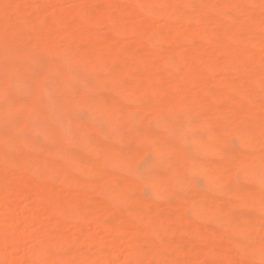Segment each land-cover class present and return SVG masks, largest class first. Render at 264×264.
Listing matches in <instances>:
<instances>
[{
  "label": "rangeland",
  "instance_id": "obj_1",
  "mask_svg": "<svg viewBox=\"0 0 264 264\" xmlns=\"http://www.w3.org/2000/svg\"><path fill=\"white\" fill-rule=\"evenodd\" d=\"M9 1L11 3H7L6 0H3L2 1L3 6H0L2 10L0 12V19L1 20L3 19V21L6 22V23H4L3 21L0 22V34H3V36L7 40H9V42L10 40L12 42L13 40L14 41L18 40L21 37H25L29 35L31 36L32 33L33 32L35 33L40 27L48 25L49 23L56 20L61 15L71 16L69 15V13H72L77 9H82L84 12L82 18L84 22V28L88 33L89 37L96 39L97 41H102V38L108 37L109 35H111V33H113L112 31L109 32L110 31L109 27L107 28L106 25L97 23V20L99 19V15L107 14L110 15V18L115 20L114 25L117 27L119 32L118 34L115 35V37H113L114 38L113 46L115 50L120 52V56L117 60L118 61L117 65L125 66L131 63L132 59L133 62L137 61L140 65L139 69L136 71L135 74H133V77L131 78L130 88H133V92L129 89V87L124 85L121 81H116V80L112 82H108V85L101 88V90L97 89L93 91L91 88V82L89 81L91 77H93V75H91V73L88 72L84 75H87V77L90 76V78L88 77L89 78L88 82H86L82 86L80 93L77 95L73 93L74 88H76V86L74 85L78 86L80 85V82L77 78L70 77L71 74L67 76L68 78L71 79L67 83L65 92L62 93L59 89H55L56 87L54 86L56 85L58 86L59 81L52 80L53 82L52 81L50 82L48 81L49 80L48 79L46 80L44 85L35 88L33 93L39 95L38 100L41 104V108L42 105L43 106L49 105V108L48 106L46 107V111L49 115H53V117H55V120L57 116H61L63 119H65L64 117H68L67 121H70L69 123H77V124L83 123L81 125H83L85 128L96 131V133L95 132L91 133V136L92 134L93 135L95 134V136H92V138L90 139L80 138L76 135H73V133H71V135L68 136L69 138L67 137V141L64 144L65 148L68 149L71 148L72 150H75L76 151L75 154H77L78 152L81 153L82 150L81 146H79V143H89L92 147L90 153L84 154L86 152H84L83 150L82 151L83 154L87 158L91 159L93 162H97L99 159L98 157H96V155L97 156H100L102 154L106 155L107 162L104 168L105 170H109L110 174L112 173L111 175L114 176L113 182L109 184L106 188V192L111 195L108 196L106 192H103L104 189L102 191L103 194L101 193L99 194V192L98 193L96 192L98 189L96 190L94 188H88L86 191L84 187V192L86 191L85 192L86 195L92 197L91 199L93 198L95 199L97 197L96 194H98V196L100 195V197L103 198L102 199L103 202L106 196L110 197L112 195L115 196L119 194V197L121 199L119 200L118 199L119 197L117 198L120 203L119 205H117L118 204L117 199H114L116 202L114 206L116 205V209L119 208V210L121 205H123L122 208H124V206L126 207L128 206L129 208L130 207L128 205L129 199H131L132 197L133 201L131 202H133V204L132 203L129 204H132L133 206V223L134 222L138 223V225L136 227L133 226V245H131L132 244L130 242L131 240L127 236V234H124L122 235L123 237L121 238V243L122 245L125 246H123L120 252L119 251L115 252L112 255L108 253L110 249H107L106 246H103L105 248L97 247L93 243L99 239L100 240L102 239L101 241L105 245V242L106 243L110 242L112 241L113 237L115 238L114 235L110 233L107 234L106 232H104L99 226H97V224H95V222L94 225L92 224L93 222L83 223L82 221L81 223H79L77 221L71 220V218H69V220L62 217L56 218L54 215L46 211H42L41 209L42 203L39 204L38 202L35 201V196L30 195L27 198L21 199L19 202L17 201L18 203L17 202L15 203L16 205H14V208H11L12 210H5L1 208L2 206H0L1 237L4 236V238H9L6 235L8 236L12 235L11 237H14V235H18V233H21V235H19V237L21 236L20 237L21 239L19 238L20 239L19 241H17L16 239L17 243L15 241H11V240H15L12 238L9 239V243L6 242L8 241V239H6V241L4 242L2 239H0V250L2 251L1 248H3V253H4V257L0 259V264H86V256H89L90 254L93 253V251L95 252V250H97L98 252L100 251L98 254L99 258L97 264H132L131 261L128 260V258L138 256L139 253H142L141 251L152 250L154 246V241L159 239L163 235L162 233L169 226V221L164 220V217L169 215V213L171 214L173 211L174 212L172 215L174 214L177 215L179 210H180L179 213L181 211L183 213L178 215L185 214V218H186L185 221L184 219H181L184 217L179 216V221H181V226H179L178 228L179 230L173 233L168 232L167 235L164 234V237L166 236L168 237V239L170 238V241L171 238L174 239L172 245H174V248L176 250L181 251V253L185 252L188 246H189V251L192 252L194 249L203 245L204 242L202 238L193 235L191 236L187 230H184L185 226L187 227L188 224H190L188 226L189 229L193 224H199V225L201 224V226L205 224L206 227L205 225L203 227H205L206 229L213 231L215 230L217 231L219 229L222 230L224 228H227V226L230 224L228 221H231L230 219L233 216L232 214H235L240 218L239 220L240 222L239 221L237 222L242 226L246 225V221L244 219V214H246L245 212H249V213L253 212V214L260 216V219L256 222V226L254 228L245 227L242 236L239 235H238L239 237L237 236L238 243L239 241L242 243L243 240L256 242L261 237H264V213L260 214V212L262 210L264 211V209L260 208L258 213L256 210L257 204L254 200H252L250 196L247 197L249 198V200L244 199L245 203H249V207H247L246 205L244 206V201H242L243 198L240 196V194H242L243 192H246L248 195H252V193L254 192L255 189L254 183L252 182L250 183V181H247L244 178H247L252 173H255V175L256 174L260 175V171L258 170V167L264 161V150L260 152L259 156H255V154L253 155V150H255V148L254 146L251 145L254 149H248V150L244 149L245 153H243L240 151L243 150V148L240 147L238 141V138L241 137L251 138L253 142L257 140L262 141L264 139V121H261L259 123L258 128H254L243 122L242 116L247 114L244 107L238 109L234 113H228L225 110L221 109L219 110L218 113L221 116L227 117L229 119L230 127L228 130H225L223 132V139L220 141L227 142V144H230V146L226 144L228 149L225 148L226 150H224L219 146H217V143L219 141L215 143L212 139L214 144L208 146L206 148L205 153H196L194 147L197 146V141L201 137H203L205 133H203V131H199L196 129L193 131L192 126H194L195 124L197 125L199 123H201L202 126H207L216 113L214 106L227 105L228 99L223 93H218L217 95L213 96L211 90H209L207 95H210L213 98V103L209 105H205V104L196 105L200 113L198 117H195L192 114L191 105L187 103V97H186V93L189 90L192 91L202 90L205 87H214L216 89L224 88L226 91H230L231 93L238 92L239 94L242 95L244 100L249 104L254 101L255 96L252 94L254 92L253 86H248V85H254L257 88L262 87L264 85V75L260 74L259 71H252L251 74L245 75L243 79L241 78V76H237L234 78H227L223 76L224 74L222 73L217 74L209 70H205L204 72L196 75L194 83L192 85L190 84V86L182 84V82H180L179 80L180 77L179 75H177L171 81L167 80L166 78L161 79L160 89L151 90L148 91V93L151 95L150 96L151 101L153 100V102L151 103L154 104H156L155 100L157 97L164 96L166 92L170 94L168 99H171V104H170L171 109H170V113H167L155 107L154 105L150 104V101H148L147 104H145L141 100V95L143 93L147 94L146 90L141 87V83L144 81L145 75H147L150 72H153L155 67L168 69V67L171 66L177 59H184L185 64L188 65L190 62L186 60V56L188 54L193 53L198 57H200L201 55L207 54L211 51V45L209 44L208 40H201L199 47L197 46L194 49L188 44L177 45L176 49L174 50L168 48L167 45L171 43L172 39L171 37L167 38V34L161 32V25L167 24L166 21L163 18H157L153 21V23H151V25L144 24L145 21L143 20V17L140 16V14H138L137 11H135L136 0H130L133 1V6L125 5L126 0H96L95 3L79 2L75 0H63V1L60 0V2L59 0L58 1L47 0L43 3H41V1L39 0H28L25 3H23L22 0H9ZM206 2L207 0H189L187 2L177 1L176 6L177 9L179 10L185 8H191V7L200 8L203 5H205ZM256 11H257L256 7L254 5H250L249 10L243 13L242 17H244V19L246 20L247 17L245 16H251ZM222 20L224 21L226 20V18L222 17ZM72 23L73 22H69L62 25L61 33L58 37H55L56 39L55 41H52L53 40L52 38H49L52 40H47L44 42L42 41L41 44L39 43L38 40L37 43H35L36 42L35 41L34 43L31 44H28L26 41L25 43H23L20 51L18 52L12 51L9 54L7 53L8 56H6L2 64L15 69L16 65H18L19 63L20 64L23 63L22 64L23 70L15 69L14 73L12 74L15 75L18 81L20 80L21 77L22 78L24 77L26 71L28 72V69L30 70L29 72H32L34 71V69H38V68L39 69L43 68L46 70V65L48 67V59H49V58L47 59V56L48 55L49 57L52 56V53L55 56L57 55L58 56L57 58L60 59L62 54L64 61H61L60 64H64V65L68 64L69 62L66 61L65 60L66 58L64 57L65 52H70L69 54L70 56L71 55L76 56L74 54L75 50L77 46L80 45L79 39L78 40L73 38L71 39V37L69 36V32L72 29ZM5 24L6 26L4 27L3 25ZM170 24L173 26V28H171V31L176 36H179L186 32H190L191 28L195 29L196 33L198 32L202 34L206 33L208 35L217 33V30L206 29L204 27V24L199 23L198 25V23L196 24V22L195 24H193V23H184L176 20V21H172ZM259 26L262 30H264V14L261 18ZM127 29L128 30L132 29L133 32L129 33L130 31H128ZM141 30L144 31L146 35L149 36V38L153 37L154 42L152 49L150 50L148 55L147 56L141 55L136 60L134 57L132 58L130 54L136 52L137 48H139V45L145 40L144 36L139 33V32L143 33ZM134 31L138 33H135ZM35 35L36 33L32 35L31 39H33ZM12 43L16 44L14 42ZM232 45H234L233 49L236 52L246 57L250 55L254 59L260 62H264L263 50L256 49L247 44L239 43L236 37L233 38ZM103 50L99 51L97 50L96 47H91L89 51H87V53L81 58L82 65L84 64V66H86L88 70L89 67L92 66L93 59L95 57L99 58L101 64L102 63L104 64L103 61L105 60L110 61L111 59L107 60V58H110L112 55L110 57L105 58L108 52H105ZM104 53H106V55ZM124 53L128 55L125 56ZM106 61L104 66L106 65ZM46 62L47 64H45ZM173 66L174 65H172V67ZM16 68L18 67L16 66ZM94 74L98 75L99 77H101L100 75H102L101 73H97V72H95ZM12 75L3 72L0 66V80L2 81L3 78L4 79L10 78L13 85L12 90L15 91L16 81L14 82L15 77H13ZM241 79H242V83H241ZM219 81H221V84H218ZM223 81H231V82L226 83ZM72 83L74 85H72ZM167 88H169L170 90H167ZM61 96H63L64 98L68 99L71 102L70 107L60 106L59 108V105L56 103L59 101L58 99H60L59 97ZM108 96L116 100H119L121 105L119 106L109 105L107 102ZM154 97H156L155 100ZM0 101H2L0 102V106H1L0 113H2L1 108L2 110L3 108L6 109L5 107L8 105L10 101H12V96H8L4 100H0ZM24 102L25 103L22 104L23 109H25L24 112L26 110L29 111V109L32 108V102L30 100H25ZM56 105L58 109L55 107ZM178 108H180V110H178ZM250 108L254 113V115L256 116L262 115L264 111V107L262 105L254 104V106H251ZM47 109L51 111H48ZM128 111L133 112L135 116V120L132 123L129 122V124L128 123L125 124V126L127 127H125L126 133L124 136L125 138L128 136L127 133L129 132H127V130L128 131L131 130L129 133L130 136H132V133H134L133 134V136L135 137V139L133 138V143H134L133 147H135L133 149L134 155L124 157L123 155H119L117 153L103 152L106 149V147H108L109 144L112 142L111 138H109L110 137L109 127L111 126L116 128L118 126L119 127L123 126L121 121L125 117L124 115L126 114V112ZM69 114L72 116L70 117ZM175 114H178V116L176 117L177 119L172 122L170 127L167 128L161 124V121H163L164 119L169 120V115H175ZM27 118L28 117H25V119ZM70 118L71 120H68ZM34 120L36 121L33 120L31 122L28 121L30 122L28 123L30 129L27 128L26 129L27 132L25 133L26 136H28L29 142L30 141L35 142L33 145L37 144L38 147V145L40 146L41 144L40 150L36 151L37 150L36 148L35 152L33 153L36 156L42 157L47 153L46 150L42 149V147L43 146L49 147L48 146L49 141L45 136H42V133H39L40 132L39 128L41 127L40 125L41 123L43 124L42 121L43 119L41 117H38L35 118ZM77 120L79 121L77 122ZM17 124H15V121L11 123L0 121V126L3 127L7 126L6 128H8V126L16 128L17 126H19V124L18 125ZM57 124L59 123H56L55 125ZM20 127L21 126H19L16 129H19ZM31 127L34 128V131H32L33 129ZM239 128L241 134H239ZM16 129H13L14 131H12V133H14ZM101 130L105 132V134L104 136L99 137L98 134L99 131L100 134L102 133ZM15 134L17 136H14ZM18 134H19L18 132L12 134L14 137V139L12 138V140L14 141H11V138L9 139L11 142L9 140L8 141L10 143L13 142L15 144V141L16 140L18 141V136L19 138L22 136L21 134H20L21 136ZM177 136L182 137L185 141V142L180 141L179 143L181 149H183L182 150L183 159L181 160L180 164H178V167H181L182 170L185 169L186 171L185 174L187 175L185 176L186 180L184 179V181L185 182H188L189 180L191 181L186 183V185L184 184L183 186H181L180 189L178 187H174L172 189L173 192L171 191L172 193L171 192L168 193V194L171 193L170 195H165L164 198L160 199L157 202L155 201L156 203H153L154 201H152L151 194L153 191L158 190L161 187L160 184L161 180H160V176L155 173L153 174V171H151L149 167L151 166L158 167L159 165L162 166L163 162L165 163L167 162L168 164H170L172 161V160H167L170 155H161L160 157L156 158L153 151H155L156 148L160 146L161 141L163 139L166 138L167 140H171V139L175 140L176 139L175 137ZM115 139L116 138H114V140ZM88 140L90 141L86 142ZM126 140L128 139L126 138ZM0 141H2L1 144H3L4 143L3 141L5 140L0 139ZM189 141H191L190 144ZM71 143H73V145ZM119 143L122 146L121 148L123 152L129 151L127 150L129 149L128 147L129 145L124 139L123 140L120 139ZM12 144L10 145V147L12 146ZM94 145L95 147H93ZM6 146L7 147L9 146L8 142ZM10 147H8L7 149H9ZM47 147L44 149H47ZM73 147H75V149H73ZM123 148L126 149V151ZM138 148L140 149V151L138 150ZM135 149H137L139 153H136L137 151ZM219 149L222 150V153H224L228 157V163L226 169L221 170L218 167H213V168L205 169L204 171L205 174H201V175L197 174L195 171H192V169L189 170L188 172L186 168L187 167L186 162L190 158L193 157V159L195 158V160L196 158L198 159L204 158L203 161L209 158L210 160L213 159L214 162H217L219 160L218 157L220 156ZM0 151L2 152L1 147H0ZM7 152L8 154L15 156V158L21 156V154L19 155L18 151L16 152L14 150L11 151L8 150ZM3 155L4 154H1V156ZM36 156L35 159L38 158ZM6 157L4 155V158L3 157L1 158L2 161H5ZM1 159H0V164L2 166L4 162L2 164ZM71 159L72 160L68 161L67 169L70 168L74 169V167L77 168L76 166H81V164H83L82 159L80 157H77L75 159H73L72 157ZM198 159L196 160V162L197 161L201 162V160ZM19 160L20 159L18 158L17 161ZM55 160L58 159L55 157ZM35 161H32V163L37 164V162ZM108 161L110 163H113L115 161L116 162L114 163L115 164L114 166H110L108 165ZM193 161H188V162H193ZM32 163L31 165H33ZM31 165L30 167L32 168L30 169L33 171L36 167H34L33 169V166ZM2 167H0L1 170L3 169ZM46 169L47 168H45L43 173H45V171L47 172ZM30 171L26 172L23 175H26L27 178L29 176L31 179L33 177H34L33 179H35L36 174L38 176L37 178L43 175L45 177L48 175L53 177L54 175L53 172H55L53 168L48 169L49 174L47 172V174L41 173L42 175H40L38 171H37L38 173L35 172L33 173L34 174L33 175L32 171L31 172ZM40 171L42 172L41 169ZM70 171H68L67 175H69ZM166 171H167V175H171L172 178L173 176H177V173L175 172V168L170 169L169 167L168 169H166ZM10 173L11 174L8 173L9 174L8 178L11 179L16 178L18 175L16 172H10ZM74 173H75L74 175H77L78 177L79 172L78 173L74 172ZM44 176L43 178H45ZM204 177L208 179H214L218 177V180H211L207 184ZM88 179L89 182L92 181L91 178ZM187 179L189 180L187 181ZM67 180L69 179H66V181ZM89 182L88 184H90ZM225 182L228 183L223 184ZM131 187L133 188V191H131L132 194L130 195V192L128 193L127 191ZM70 188H68L69 190L67 189L65 190L63 188L64 190L61 189L58 193L64 197H69L71 193H74L76 191L75 189H73L74 187L71 189ZM96 188L98 187L96 186ZM243 189L245 190L241 192V190ZM123 191L125 192V196L122 194ZM138 194L139 196L141 195V197H139ZM261 194L264 196V190H261ZM0 196L2 197L3 194L1 193ZM136 196L140 199L144 197L143 199L145 200L144 203L145 206L150 210V212L153 213L152 215H149V217L146 220H144V222H142L141 219H138L137 211H138V205L140 207V204L139 203L136 204V202L139 201V199ZM1 197H0V204L4 202L3 201L4 197H2L3 199ZM172 198L173 200H175L174 198L177 199L176 201L178 205H176V202L173 201ZM214 201H216L215 205H217L219 209H221V211H219L218 215H216L214 218L213 216L212 218L211 217L209 218L208 215L205 216L206 218L203 217L204 214H206L207 212L209 214L212 213L207 209L209 207L214 206ZM169 202L171 203V205ZM101 203L102 202H100V204ZM98 204L99 203L97 202V205ZM261 204L264 206V201L261 202ZM172 205L173 207L174 205H176L175 208L176 207L178 208L172 209ZM114 206L113 209H115ZM15 207L17 208L15 209ZM101 209L100 210L103 211V208ZM195 209H198V211L203 210V212L200 211L201 213L199 214L200 216L195 214L194 212ZM129 210L131 211V209ZM176 210L177 212H175ZM113 211H115L114 213L116 214V210ZM131 214L132 213H130V215ZM30 218L35 221L30 225H28L27 222H29L28 220H31ZM223 221H226L229 224L225 226V222L223 223ZM233 221L234 220H232V222ZM62 225L63 227L65 226L63 228L64 230L61 228ZM57 228L63 230L61 235H56L52 232V231L55 232ZM6 230L7 232L6 234H4L3 232ZM8 232L11 234H9ZM45 232L47 234L48 233L50 234L53 233V234L51 235V239L49 240L47 247L43 249L44 254L41 256V259L35 260V258H32L31 256L33 254V251L39 245L38 240L45 237ZM216 241L217 239L215 240V242ZM254 245L258 246V244H254ZM92 246L95 248H93ZM166 250L167 249H165V251ZM163 251L164 250L159 251L160 256H162L160 253L162 252L163 254ZM173 251L174 250L171 249L172 254L175 253ZM108 254L112 255L111 257L112 259ZM168 254H164V255L167 256ZM233 255L235 256H232L229 260L238 261L237 264H263V263H258L256 261H250V260L247 261L248 259L246 260L245 257L241 254V252H239L238 247H235ZM204 256L199 255L200 257L199 258L197 255H194L191 256V258L194 259L196 262L201 261L202 263L205 262L207 264L208 262L206 261H209V257L206 255ZM181 257L185 259V264H197L195 262H191V260H187L189 256L186 254L182 255ZM178 260H180V258Z\"/></svg>",
  "mask_w": 264,
  "mask_h": 264
},
{
  "label": "bare ground",
  "instance_id": "obj_2",
  "mask_svg": "<svg viewBox=\"0 0 264 264\" xmlns=\"http://www.w3.org/2000/svg\"><path fill=\"white\" fill-rule=\"evenodd\" d=\"M2 1L3 0H0V6H3ZM27 1L28 0H22L23 3ZM39 1L43 3L47 0H39ZM75 1L95 3L96 0H75ZM177 1L187 2L189 0H136L135 1V11H137L138 14H140V16L143 17V20L145 21L144 24L151 25V23H153V21L157 18H163L166 21L167 24L161 25V32H164L165 34H167V38L171 37L172 39L171 43L167 45L168 48L174 50L176 49L177 45L188 44L194 49L197 46L199 47L201 40H208L209 44L211 45V51L207 54L201 55L200 57H198L197 55L193 53L188 54L186 56V60L190 61L188 65L185 64L184 59H177L172 64L174 65L173 67L172 65L169 66L168 69L155 67L153 72H150L147 75H145L144 81L141 83V87L144 88L147 92V94L143 93L141 95V100L145 104H147V102L150 101V104L154 105L155 107L167 113H170L171 99H168L170 94L166 92L165 95L162 97L160 96L157 98L154 97V100L156 98L155 100L156 104H154V103H151L153 102V100L151 101V98H150L151 95L148 93V91L160 89L161 79L166 78L167 80L171 81L177 75L180 76L179 77L180 82L188 86L194 83V80L197 74H200L204 72L205 70H209L217 74L222 73L224 74L223 76L227 78H234L237 76H241V78L243 79L245 75L251 74L252 71H259L260 74L264 75V62H260L254 59L250 55L246 57L236 52L233 49L234 45H232V40L233 38L236 37L239 43L247 44L256 49H260L264 51V30H262L259 26L261 18L264 14V0H250V1H247V0H207L205 5H203L200 8L191 7V8H185L182 10L177 9V6H176ZM6 2L11 3L9 0H6ZM125 5L133 6V1L126 0ZM250 5H254L257 11L251 16H245L247 17L245 20L244 17H242V14L249 10ZM1 11L2 10L0 8V12ZM83 13L84 12L82 9H77L73 11L72 13H69V15L71 16L61 15L56 20L49 23L48 25L40 27L39 28L40 30L38 29L39 31L37 30L38 32L37 31L35 32L36 35L33 37V39L31 38H32V35L35 34L34 32L32 33L31 36L29 35V36L21 37L20 39L15 40V41L13 40L12 42L16 44H13L11 40L9 42V40H7L3 36V34H0V56H1L0 66L3 72L10 74V75L14 73L15 69L23 70V66H22L23 63L21 64L19 63L20 65L19 64L16 65L18 68H16L15 66V69H14V68H10L8 66L3 65L2 62L6 58V56H8L7 53L9 54L12 51L14 52L20 51L23 43H25L26 41L28 44L34 43L35 41H36L35 43L39 41V43L41 44L42 41L44 42V41L52 40V39H53L52 41H55L56 40L55 37H58L61 33L62 25L69 23V22H73L72 29L69 32V36L71 37V39L72 38L77 39V40L79 39V42H80V45L77 46L75 53H74L76 56L74 55L70 56L69 55L70 52H65V55H64V57L66 58L65 60L69 62L66 65L60 64L61 61H64L62 54H61V59H60V58H57L58 57L57 55L55 56L52 53V56L50 57L49 55L47 56V59L48 58L49 59H48V67L46 65V70L43 68L42 69L38 68V69H34V71L32 72H29L30 70L28 69V72L26 71L24 77L23 78L21 77L22 79L20 78L19 81L17 80L15 75H12L13 77H15L14 82L16 81L15 91L12 90L13 85H12V81L10 78L9 79L3 78L4 80L3 79L2 81L0 80V100H4L8 96H12V101L8 103V105L5 107L6 109L3 108L2 110L1 108L2 113H0V121L10 122V123L15 121V124L18 123L19 126H21L19 129H16L19 126L17 127L15 126L16 128L11 127V126H8V128H6L7 126L6 127L0 126V131H1L0 139L5 140L3 141L4 145L1 144L2 141H0V145H1L0 147L3 153L1 151L0 152L1 154H4L5 157L7 156L5 158V161H2L1 158L2 157L4 158V155L1 156L0 154L1 156L0 159L2 161V164L4 162V164L2 165L3 167L0 164V167L3 168L2 170L0 168V173L2 172L0 174V191L3 194L2 197H4L3 199L0 196L4 201V202L2 201L3 203L0 204V206H2L1 208L5 210H12L11 208H14V205H16L15 203L17 201L19 202L23 198H27L30 195H34L35 201L38 202L39 204L42 203L41 204L42 211H46L54 215L56 218L62 217L67 220L71 218V220L77 221L79 223L83 221V223L93 222L92 224H94L95 222V224H97V226H99L104 232H106L107 234L110 233L114 235L115 238L113 237L112 241L107 242L108 244L104 241L105 242V245H104V243L101 241L102 239L101 240L99 239L100 241L94 240L95 242L93 243L97 247L106 246L107 249H110L108 253L113 255L115 252H118V251L120 252L123 246H125V245H122L121 243V238L123 237L122 235L127 234V236L131 240L130 241L132 243L131 245H133V226L136 227L138 225V223H135V222L133 223V206H132L133 202H131L133 201V198L132 197L131 199L128 198L129 203H132V204L128 203V205L130 206L129 208L128 206L127 207L124 206L125 208L124 209L122 208L123 205H121L120 210L118 207H117L118 209H116V205L114 206V204H116L114 199H117L119 197V194L115 195L116 197L114 195H112L113 197L112 196L108 197L111 194L106 192L107 186L111 184L114 180V176L111 175L112 173L110 174L109 170H105L104 168L107 162L106 155L105 154H102L100 156L96 155V157H98L99 159L97 158L98 161L93 162L91 159L87 158L84 155V154L90 153V150L92 147L89 143H79V146H81V149L84 152H86L84 154L82 150H81V153L78 152L77 154H75L76 152L75 150H72L71 148L70 149L65 148L64 146V144L67 141V137L71 135V133H73V135H76L80 138L90 139L92 138V136H95V134L94 135L92 134L91 136V133L93 132L96 133V131L85 128L83 125H81L83 123H80V124L69 123L70 121H67L68 117H64L65 119H63L61 116H57L55 120V117H53V115H49L46 111V107L48 106L49 108V105H46V106L42 105V108H41V104L38 100L39 95L33 93L35 88L44 85L46 80L48 79H49L48 81L50 82L52 80L59 81L58 86L55 84L56 86L54 87H56L55 89H59L63 93L66 90L68 81L71 79V78H68L67 76L71 74L70 77L77 78L80 82V85L78 86L72 83V85L76 86V88H74L73 93L77 95L80 93L82 86L86 82H88V79L90 78V76H88L89 77L88 78L87 75H84L88 72L91 73V75H93V77H91V79L89 80L91 82V88L93 91L97 89L101 90V88L108 85V82H112L116 80V81H121L124 85L129 87V89L133 92V88H130L131 78L133 77V74H135L136 71L139 69L140 65L137 61L133 62V59L131 63L125 66L117 65L118 63L117 60L120 56V52L115 50L113 46V43H114L113 37H115V35L118 34L119 32L117 27L114 25L115 20L110 18V15H107V14L99 15V19L97 20V23L106 25L107 28L109 27V30H110L109 32L112 31L113 33H111V35H109L108 37L102 38V41H97L96 39L90 38L88 33L86 32L84 28L83 18H82V15H84ZM222 17L226 18V20L223 21ZM176 20L180 22H184V23L195 24L196 22V24L198 23V25L199 23L204 24V27L206 29L217 30V33L212 34V35H208L206 33L202 34L199 32L196 33L195 29L191 28L190 32H186L184 34L176 36L172 33L171 28H173V26L170 24L172 21H176ZM1 21H3V19L2 20L0 19V22ZM3 22L6 23L5 21ZM3 26L5 27L6 24ZM128 31H130L129 33L133 32L132 29ZM134 32L138 33L136 31ZM142 32L143 33L141 32L139 33L144 36L145 40L139 45V48H137L136 52L130 54V56L132 58L134 57L136 60L141 55L147 56L150 50L152 49L153 42H154L153 37L149 38V36L146 35L144 31ZM49 38H52V39H49ZM91 47H96L97 50L99 51L105 49L103 51L108 52L107 55L106 53H104L106 55L105 58L110 57L112 55L110 58H107V60L111 59L110 60L111 63L109 60H108L109 62L105 60L106 61V65H105L106 67H105L104 66L105 61H103L104 64L102 63L103 64L102 65L99 58L95 57L93 59L92 66H90L91 68L89 67V69L87 70L86 66H84V64L82 65L81 58L87 53V51H89ZM124 54L125 56L128 55L126 53ZM68 55L70 58L68 57ZM198 60H200L203 63H201ZM45 61H46V58H45ZM45 64H47V62ZM95 72L101 73L102 74L100 75L101 77H99L98 75H95L94 74ZM105 72H106L107 77L105 75ZM242 79H241V83H242ZM223 82L230 83L231 81H223ZM218 84H221V81H219ZM248 86H253L254 92L252 94L255 96L254 101L249 104L244 100L242 95L239 94L238 92L231 93L230 91H226L224 88L216 89L214 87H205L202 90H195V91L189 90L186 93L187 103L191 105L192 114L195 117H198L200 113L196 105H200V104L209 105L213 103V98L210 95H207L209 90H211V93L213 96L217 95L218 93H223L228 99L227 105H222V106L215 105L214 106L216 113L207 126H202L201 123L197 125L195 124L194 126H192L193 131L196 129L199 131H203V133H205V135L197 141V146L194 147L195 148L194 150L196 153H205L206 148L214 144L213 141L215 143L219 141L217 143V146H219L220 148L224 150H226L225 148H227V145L230 146V144H227V142L220 141L223 139V132L225 130H228L230 127L229 119L227 117L221 116L218 113L219 110L221 109L225 110L228 113H234L238 109L244 107L247 114L242 116L243 122L254 128H258L259 123L261 121H264V111L262 115L256 116L254 115V113L252 112L250 108L251 106H254V104L262 105L264 107V85L260 88H257L254 85H248ZM167 90H170V89L167 88ZM59 98H60L58 99L59 101L57 100L58 102L57 103L55 102L56 104L59 105V108L60 106L62 107L71 106L70 104L71 102L68 99L64 98L63 96ZM25 100H30L32 102V108H30L29 111L26 110L25 111L26 113L24 112L25 109H23V105H22L25 103L24 102ZM107 102L109 105H112V106L121 105L119 100H116L110 96H108ZM55 107L57 108V105ZM178 110H180V108H178ZM48 111H51V110H48ZM71 116L72 115H70V117ZM124 116L125 117L121 121L123 126H120V127L118 126L116 128L111 127V126L109 127V130H110L109 138H111L112 142L109 144L108 147H106V149L103 152L117 153L119 155H123L124 157L134 155L133 153L134 151L133 149L135 148L133 147V144H134L133 138L135 139V137L133 136L134 133H132V136H130L129 133L131 130L130 131L127 130V132H129L127 133L128 136L126 137L128 140H126L124 135L126 133L125 127H127L125 126V124L127 123L129 124V122L132 123L135 120V116L132 111L126 112ZM177 116L178 114L169 115V120L164 119L163 121H161V124L168 128L170 127L172 122L177 119L176 118ZM25 117H28V118L25 119ZM38 117H41L43 119L42 120L43 124L41 123L40 125L41 127L39 128L40 130L38 129L40 131L39 133H42V136H45L50 144V145L48 144L49 147L47 146L42 147V149L46 150L47 152L46 155L42 157L36 156L33 153L35 152L36 148H37L36 151L40 150L41 144L40 146L38 145L39 147L38 149L37 144L33 145L35 142L33 141H30L32 143L29 142L28 136H26V133H25L27 132L26 131L27 128L30 129L29 128L30 126H28V123H30L32 120L36 121L34 119ZM68 120H71V118ZM78 121L79 120H77V122ZM56 123H59V124L55 125ZM13 129H16L14 133L18 132L19 133L18 135L20 134L22 135V136L20 135L21 136L20 138L18 136V141L16 140L17 143L16 141H15V144L12 142L14 145L10 143L11 141H14L12 140V138L14 139L12 135L14 134L12 133V131H14ZM32 129H33L32 131H34V128ZM101 132L102 133L100 134V131H99V134H98L99 137L104 136L105 134V132H103L102 130ZM239 134H241L240 128H239ZM14 136H17V135L15 134ZM10 138H11V141L9 140ZM114 138L116 139L114 140ZM175 138H176L175 140L174 139L167 140L166 138L163 139L161 141L160 146L156 148L155 151H153L156 158L160 157L161 155H170L167 160H172L170 164H168L167 162L166 163L163 162L162 166L159 165L158 167L157 166L149 167L150 170L153 171V174L155 173L160 176V180H161L160 182L161 187L158 190L153 191L151 194L152 201H154L153 203H156L160 199L164 198L165 195H170L173 192L172 189L174 187H178L180 189L181 186H183L184 184L186 185V183L191 181L189 179H187V181L189 180L188 182L184 181V179L186 180L185 178V176L187 175L185 174L186 171L185 169L182 170L181 167H178V164H180L181 160L183 159V152H182L183 149H181L179 143L180 141H183V142L185 141L180 136H177ZM120 139L122 140L124 139L127 142V144L129 145L128 146L129 149L127 150L129 151L127 152L122 151V148H121L122 146L119 143ZM6 141L9 143L8 147H10V145L12 144V146L9 149H7L8 147L6 146L7 145ZM89 141L90 140L86 142H89ZM238 141H239L240 147L243 148V150H240V151L243 153H245L244 152L245 150L255 148V150H253V155L255 154V156H259L260 152L264 150V139L262 141L257 140L253 142L251 138L241 137V138H238ZM190 143L191 141H189V144ZM71 144L73 145V143ZM251 145L254 146V148ZM46 147L47 149H44ZM75 147H73V149H75ZM93 147H95V145ZM8 150L9 151L14 150L16 152L18 151L19 155L21 154V156H18L20 160L17 161L18 160L17 157L15 158V156L8 154L7 152ZM124 150L126 151V149ZM135 150L137 151L136 153H139L138 150L140 151L139 148L138 150L137 149ZM219 152H220V156L218 157L219 160L217 162H214L212 158H211L212 160L208 158L205 161H203L204 158L203 159L199 158L201 162L200 161L196 162L198 158H196V160L195 158L193 159V157L190 158L191 160L189 159L188 161H193V160L194 161L186 162V165H187L186 168L188 172L189 170L192 169V171H195L197 174L201 175V174H205L204 172L205 169H209L213 167H218L221 170L226 169L227 163H228V157L224 153H222V150L219 149ZM44 154H45V151H44ZM35 156L38 157L39 159L36 158L38 159L36 160ZM55 157L58 160H55ZM72 157L73 159L80 157L82 159L83 164H81V166H76L77 168L74 167V169H71L70 167H69L70 169H67L68 161L72 160L71 159ZM32 161L37 162V164L32 163ZM30 162L33 165H31ZM115 162L110 163L108 161V165L114 166ZM30 165L33 166V169L34 167L36 168L32 171L30 169L32 168L30 167ZM169 167L170 169L175 168V172L177 173V176H173L172 178L171 175H167L166 169H168ZM45 168H47L46 169L47 172H48V169L53 168V170L55 171L53 172L54 174L53 177L49 175L45 177L43 175L46 179L43 178V176H39V178H37L38 176L36 174L35 179H33L34 177L31 179L29 176L27 178L26 175H23L30 170L32 171V174L35 172L36 173L39 172V174L42 175L41 173L44 172ZM40 169L42 170V172L40 171ZM258 170L260 171V175L259 174L255 175V173H252L247 178H244L245 180L250 181V183L251 182L254 183L255 189L252 195H248L246 192H243L245 190L243 189L241 190V192L243 193L240 194V196L243 198L242 201H244V199L249 200V198L247 197L250 196L252 200L256 202L257 204L256 210L259 213L260 208L264 209L263 208L264 206L261 204V202L264 201V196L261 194V190H264V176H263L264 161L259 165ZM68 171L71 172V173L69 172V175H67ZM10 172H16L18 174L17 177L14 179L8 178V175L11 174ZM47 172L45 171V173L43 174H47ZM74 172H77V173L79 172L78 174L80 175V177L79 175L78 177L77 175H74L75 174ZM88 178H91L92 181L89 182ZM66 179H69L70 181L69 180L66 181ZM204 179L206 183L208 184L211 180H218V177L214 179H208L204 177ZM88 182L90 184H88ZM226 183L228 182H225L223 184H226ZM190 185H191V182H190ZM96 186L98 188H96ZM70 187L71 188L74 187L73 189H75L76 191L74 193H71L69 197H64L58 193L61 189L64 188L65 190L66 189L69 190L68 188ZM84 187L86 191L88 188H94L96 190L98 189L99 191L97 190L96 192L97 193L99 192V194L100 193L103 194L102 191L104 189L103 192H106L108 194V196H106V198L107 197L108 198L107 199L105 198L103 202L102 200L103 198H101L100 195L98 196V194H96L97 197L96 196L95 197L98 199L93 198L94 199L93 200L91 199L92 197H89V195H86L85 193L86 191L84 192ZM130 189L127 192L128 193L130 192V195H131L132 194L131 191H133V188L131 187ZM124 191L122 194L125 196L126 191L125 192ZM169 192L171 193L168 194ZM139 197H141V195ZM89 198H90V201H89ZM143 198L142 199L138 198L139 201L136 202V204L138 203L140 204V207L138 205L137 214H138V219H141L142 222H144V220H146L149 217V215L153 214L145 206L144 204L145 200ZM118 199L121 200L120 197ZM118 199H117V203H118L117 205L120 204ZM174 199L175 200H173L172 198V200L176 202V205H178L176 201L177 199L176 198ZM97 202L99 203L98 205H97ZM100 202L102 203L100 204ZM215 202L216 201H214L213 207H209L210 209L209 208L207 209L208 211L212 213L209 214L207 212L208 214L207 213L204 214L203 217L208 215L209 218L210 217L212 218V216L214 218L216 215H218L221 209H219V207L215 205ZM176 205H174V207L172 205V209L178 208V207L175 208ZM245 205L249 207V203H245L244 201V206ZM113 206L115 209H113ZM16 208L17 207H15V209ZM101 208H103V211H101L102 210ZM129 209H131V211ZM113 210H116V214L114 213L115 211ZM179 211H178V214L183 213L182 211L179 213ZM200 211H198V209L194 210L196 215L201 214ZM173 212L171 214L169 213V215L167 216L163 215L165 216L164 220L169 221V226L162 233L163 237L161 236L162 238L160 237L159 239L154 241V246L152 250L141 251L142 253H139V255L136 257H131V258L127 257L128 260H130L132 264H185V259L181 257L182 255H185V254L189 256L187 260H191V262H195L197 264H203V263L206 264V263L205 262L202 263L201 261L196 262L194 259L191 258V256L197 255L199 257V255H202V256L206 255L209 257V261H206L208 262L207 264H237L238 261L229 260L232 256H235L233 255L235 247H238L239 252H241V254L245 257L246 260L248 259L247 261L249 260L256 261L258 263L264 264V237H261L256 242L243 240L242 243L240 241L238 243V239H237L239 236H242V233L245 227L254 228L256 226V222L260 219L259 215L253 214V212L251 213L245 212L246 214H244V219L246 221V225L242 226L241 224L237 222L240 220V218L236 216L235 214H232L233 216L230 219L231 221H228L230 224L227 223L226 221H223V223L225 222V226L229 224L230 226L229 225L228 226L231 227L232 225L231 228H229L228 226L227 228H224L225 230L224 229L222 230L219 229L217 231L209 230L205 228L206 227L205 224H204L205 227H203L204 225L201 226V224L200 225L193 224L188 229V226L190 225L188 224L187 227L185 226L184 230H187L191 236L193 235V236L202 238L204 242H203V245L194 249L192 252L189 251V246H188L187 250L181 253V251L176 250L174 248V245H172L174 239L171 238V241H170V238L168 239V237L166 236L164 237V234L167 235L168 232L173 233L179 230L178 228L179 226H181V221H179V216L184 217V218H181V219H184V221L186 219L185 214L172 215ZM175 212H177V210ZM201 212H203V210ZM130 213H132L131 214L132 216L130 215ZM261 213H264V211L262 210L260 214ZM115 216L116 217L120 216V217L118 219V217L116 218ZM199 216H196V217H199ZM232 220L234 221L232 222ZM28 221L29 222H27V224L30 225L35 220L31 219ZM64 227L62 225L61 228L63 229ZM62 229L57 228L55 232L54 231L52 232L56 235H61L62 231L64 230ZM6 232L7 230L4 231L3 233L6 234ZM46 234L47 233L45 232V237L43 236L44 238H41L40 240H38L39 245L33 251V254L31 257L35 258V260L41 259V256L44 254L43 249L47 247L48 242L51 239L52 234L50 233H48L47 235ZM19 235H21V233H18V235H14V237H11L12 235L10 236L6 235L9 238H4V236L1 237L0 235V239H2L3 242L6 241V239H8V241L6 242L9 243V239L12 238L15 240H11V241L16 242V239L17 241L21 239L20 238L21 236L19 237ZM216 239L217 241L215 242ZM254 244H258V246H255ZM169 248H170V251H169ZM1 249L2 251L0 250V259L4 257L3 248ZM165 249L167 250L165 251ZM171 249H173L174 250L173 252L175 253L172 254ZM162 250H164L165 252L167 251L169 252L165 253L163 251V254L162 252L160 253L162 256H160L159 251H162ZM87 251H90V250H87ZM99 252L95 250V252L93 251L92 254H90L89 256H86V264H97V261L99 258L98 257ZM168 253L172 255L173 257L170 256ZM164 254H168V255L166 256ZM112 255H109L110 258L112 257ZM178 257L180 258V260H178L179 259Z\"/></svg>",
  "mask_w": 264,
  "mask_h": 264
}]
</instances>
